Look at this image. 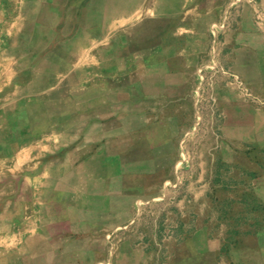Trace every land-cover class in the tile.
<instances>
[{
    "label": "crops",
    "instance_id": "obj_1",
    "mask_svg": "<svg viewBox=\"0 0 264 264\" xmlns=\"http://www.w3.org/2000/svg\"><path fill=\"white\" fill-rule=\"evenodd\" d=\"M23 7L32 14L8 32L15 62L1 72L0 264H136L113 234L135 215L129 198L175 164L208 83L221 92L219 154L247 160V183L230 197L247 229L225 235L246 237L240 264H264V32L250 10L209 31L219 6L196 0ZM204 234L187 243V264L221 251Z\"/></svg>",
    "mask_w": 264,
    "mask_h": 264
},
{
    "label": "rangeland",
    "instance_id": "obj_2",
    "mask_svg": "<svg viewBox=\"0 0 264 264\" xmlns=\"http://www.w3.org/2000/svg\"><path fill=\"white\" fill-rule=\"evenodd\" d=\"M200 1L219 6L213 13L217 19L209 24V31L219 26L226 31L235 24L237 10L246 7L250 10V20L264 32V0H196ZM23 3L24 0H0V85L6 79L1 72L13 68L15 62L4 54L9 50L8 32L17 28V21H22L25 14H32L24 12ZM15 7L18 8L16 17ZM10 45L14 47L15 43ZM214 67L208 68L209 82ZM214 86L204 85L197 95L191 130L177 141L175 164L153 175L142 194L138 190L137 199L129 198V213L135 215L113 234L114 249L126 250L136 264H187L184 261L186 245L191 241L199 244L200 237L194 238L199 230L205 233L204 244L214 249L223 247L211 253L205 263L240 264L241 254L237 249L246 237L225 233L247 229L244 217L233 214L230 202L232 183H247V160L243 157L239 165L233 166L231 156L219 154L225 141L221 124L216 123L215 98L221 92L215 91Z\"/></svg>",
    "mask_w": 264,
    "mask_h": 264
}]
</instances>
